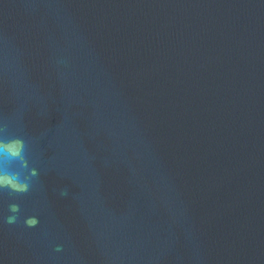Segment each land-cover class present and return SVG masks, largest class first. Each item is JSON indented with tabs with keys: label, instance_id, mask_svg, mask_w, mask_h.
Returning a JSON list of instances; mask_svg holds the SVG:
<instances>
[{
	"label": "water",
	"instance_id": "obj_1",
	"mask_svg": "<svg viewBox=\"0 0 264 264\" xmlns=\"http://www.w3.org/2000/svg\"><path fill=\"white\" fill-rule=\"evenodd\" d=\"M13 136L0 264H264V0H0Z\"/></svg>",
	"mask_w": 264,
	"mask_h": 264
},
{
	"label": "clouds",
	"instance_id": "obj_2",
	"mask_svg": "<svg viewBox=\"0 0 264 264\" xmlns=\"http://www.w3.org/2000/svg\"><path fill=\"white\" fill-rule=\"evenodd\" d=\"M38 171L29 166L28 144L24 138L13 136L0 139V191H7L13 195H23L30 191L33 178L38 176ZM63 191L61 195H66ZM11 215L6 217V223L14 224L18 220L20 205L12 203L9 205ZM27 227H35L39 221L28 217L24 221ZM60 247H57V251Z\"/></svg>",
	"mask_w": 264,
	"mask_h": 264
}]
</instances>
